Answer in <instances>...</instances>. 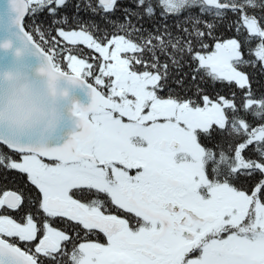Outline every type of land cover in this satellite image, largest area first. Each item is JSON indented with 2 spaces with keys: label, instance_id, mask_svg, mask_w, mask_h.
Here are the masks:
<instances>
[{
  "label": "snow or ice",
  "instance_id": "1",
  "mask_svg": "<svg viewBox=\"0 0 264 264\" xmlns=\"http://www.w3.org/2000/svg\"><path fill=\"white\" fill-rule=\"evenodd\" d=\"M5 16L91 102L62 144L0 135V171L26 177L0 192V264H264V0H0Z\"/></svg>",
  "mask_w": 264,
  "mask_h": 264
},
{
  "label": "clouds",
  "instance_id": "2",
  "mask_svg": "<svg viewBox=\"0 0 264 264\" xmlns=\"http://www.w3.org/2000/svg\"><path fill=\"white\" fill-rule=\"evenodd\" d=\"M34 72L35 78L19 69L0 74V123L17 133L54 129L61 118L59 106L74 85L43 58Z\"/></svg>",
  "mask_w": 264,
  "mask_h": 264
},
{
  "label": "water",
  "instance_id": "3",
  "mask_svg": "<svg viewBox=\"0 0 264 264\" xmlns=\"http://www.w3.org/2000/svg\"><path fill=\"white\" fill-rule=\"evenodd\" d=\"M15 14L12 13V16ZM8 40L11 46L7 49L0 48V74L8 69H19L27 73L31 78H35V68L41 63L42 57L38 56L29 46L25 44L19 28L13 23L9 16H5L0 21V43ZM17 49L21 54H16ZM0 90H2V81H0ZM78 102L87 106L91 102V97L85 87L79 85L70 86V97L67 101H62L59 110L61 118L57 126L41 133L40 130H30L23 133H17L0 123V135H14L25 142H40L50 146H55L65 142L71 133L77 130V118L72 114V105Z\"/></svg>",
  "mask_w": 264,
  "mask_h": 264
},
{
  "label": "trees",
  "instance_id": "4",
  "mask_svg": "<svg viewBox=\"0 0 264 264\" xmlns=\"http://www.w3.org/2000/svg\"><path fill=\"white\" fill-rule=\"evenodd\" d=\"M43 19H45V17L40 16L39 19L35 20V24H39V21ZM33 23L34 21L32 18L30 17L25 18L26 30L30 31L33 34L34 39H36L38 42H41L39 40L38 33L33 31ZM169 23H171V21H169ZM219 32L223 33L224 38H231L234 35V30H228L225 27H221L219 29ZM41 43H42V46H44L43 42ZM59 62L61 63V67L63 70L69 71V69H67L66 62L64 61H59ZM184 71H187V69H185ZM248 71L252 75L253 90L264 91V74H260L259 72L253 71L252 69H248ZM190 80H191V77L189 76L186 80V84ZM198 83H199V87L204 90L205 94H208L210 96H214L216 93H219L220 95L228 96L231 91L226 84L220 83V82H216L215 84H213L210 81H207V82L198 81ZM172 87L178 88L179 86L173 84ZM192 91H195L194 87ZM189 94L191 95V92H189ZM0 153L12 154L11 150L8 149L7 146L5 145H0ZM15 158L18 159L19 157L15 156ZM25 180H26V177L22 176L15 170L8 171L6 173L0 171V192L4 190V186H7V188H11L13 190L17 188H25L26 190V185L24 183Z\"/></svg>",
  "mask_w": 264,
  "mask_h": 264
}]
</instances>
